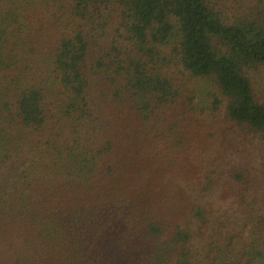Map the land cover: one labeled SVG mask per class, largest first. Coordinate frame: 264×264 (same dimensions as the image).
<instances>
[{
  "label": "trees",
  "instance_id": "trees-1",
  "mask_svg": "<svg viewBox=\"0 0 264 264\" xmlns=\"http://www.w3.org/2000/svg\"><path fill=\"white\" fill-rule=\"evenodd\" d=\"M260 64L264 0H0V264H264Z\"/></svg>",
  "mask_w": 264,
  "mask_h": 264
},
{
  "label": "rangeland",
  "instance_id": "rangeland-1",
  "mask_svg": "<svg viewBox=\"0 0 264 264\" xmlns=\"http://www.w3.org/2000/svg\"><path fill=\"white\" fill-rule=\"evenodd\" d=\"M248 71L254 83L255 92L259 100L264 102V64L257 65ZM203 81L205 82V80H201L199 83L203 84Z\"/></svg>",
  "mask_w": 264,
  "mask_h": 264
}]
</instances>
